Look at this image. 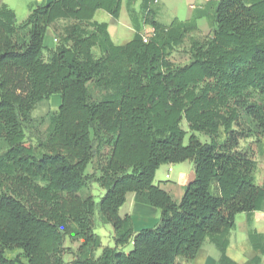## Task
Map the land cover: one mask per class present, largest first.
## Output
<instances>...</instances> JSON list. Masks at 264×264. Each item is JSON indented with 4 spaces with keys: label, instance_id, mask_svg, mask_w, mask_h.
Listing matches in <instances>:
<instances>
[{
    "label": "trees",
    "instance_id": "obj_1",
    "mask_svg": "<svg viewBox=\"0 0 264 264\" xmlns=\"http://www.w3.org/2000/svg\"><path fill=\"white\" fill-rule=\"evenodd\" d=\"M135 1L52 0L22 23L0 7V264H186L207 241L218 264H237L226 254L236 215L264 216V185L239 148L264 141V0H209L202 15L169 25L156 21V0H139L137 12ZM123 3L134 35L115 45L94 15L118 20ZM200 17L210 38L191 41L187 63L173 64L168 56ZM52 96L56 110L35 119ZM184 162L194 178L176 202L154 177ZM128 194L159 211L154 227L134 232L119 215ZM96 209L113 248L94 233ZM248 240L246 264H259L263 235Z\"/></svg>",
    "mask_w": 264,
    "mask_h": 264
},
{
    "label": "rangeland",
    "instance_id": "obj_2",
    "mask_svg": "<svg viewBox=\"0 0 264 264\" xmlns=\"http://www.w3.org/2000/svg\"><path fill=\"white\" fill-rule=\"evenodd\" d=\"M35 0H3V2L14 11L16 15V21L17 23H22L25 21L27 16L29 15V4ZM139 0L135 1V4L133 5L134 10L137 12L139 10ZM194 5L196 7H200V5L203 4L202 0H160L159 4L154 5V10L156 13V21L163 25H169L174 19L178 21H186L188 18H190V10L189 5ZM94 20L100 23H109V15H107L103 11H97ZM117 27L120 29H123V23L127 22L126 12L124 9H122L121 16L119 17ZM208 18L207 17H200L196 20L197 24V30L193 31L189 34H187L181 45L178 47H175L174 50L170 53L168 56V60L172 62L175 65H183L187 63L189 59V48L190 43L193 40H197L200 42H203L206 39H209L211 36V26L208 24ZM133 30L129 29V32L127 35H124V37L118 39L116 42L119 44H124L131 40L130 36L132 35ZM143 35L152 34V31L148 27H143L142 29ZM54 38L52 31L50 29L47 30L44 37V46L46 48H53L54 47ZM58 97L52 96L51 100L48 103L42 104L37 107V109L33 112V117L35 119L44 117L48 112L56 110V106L58 103ZM44 124L41 126V129H43ZM181 128L184 130L187 135L184 138V144L187 143L188 137L190 136V133H188L187 126L185 122L183 121L181 123ZM198 140L201 143L208 142V139L199 133L194 134ZM222 140V138L220 139ZM239 148L240 149H247V153L249 157L254 161L255 169H254V180L257 185H264V141L263 140H256L254 138H249L246 140H242L239 142ZM165 166V165H164ZM169 169L171 170L169 172ZM193 166L190 162H184L177 165H166L165 167H162L158 173L155 176V183L160 184V186L166 185L167 183H173L174 186L179 185L180 176L185 177V179H188V177L192 174ZM91 172V170H88V173ZM181 173V175L179 174ZM168 174V177L165 176ZM180 175V176H179ZM176 184V185H175ZM180 195H182L183 190H179ZM92 195L95 202L99 201V198L103 195V192L97 187L92 186ZM176 195V194H174ZM130 196V195H129ZM130 198V197H129ZM128 198V199H129ZM125 209L120 211V214L122 215ZM246 214L241 213L236 215L235 217V227L231 231L232 240L235 238L236 240V250L229 251L228 255H231L234 261L236 262H242L244 260H247L250 258L251 254L250 245L247 241V231H248V225L246 224ZM95 228L94 233L100 238L102 248L104 247H110L113 248V241H112V228L109 225H103L99 222L97 217V209L95 212ZM154 224H150V222L147 224L148 228H152ZM253 228L255 229H261L263 225L261 222H258L256 219L253 223ZM136 228V226H135ZM138 229V228H136ZM147 229V228H145ZM65 246H70L73 250H76L79 246V243H73L72 245L65 244ZM101 249L97 250L95 253V256L98 257L101 254ZM131 250V244L129 243L125 247L121 248V251L124 253H128ZM17 252H7L6 256L8 258H13ZM218 257L219 252L217 248L212 245L210 242H205L203 244V247L199 253V255L194 259L193 261H190L186 264H203L204 260L213 261V264H218ZM71 259L70 255L65 256V260L69 261ZM178 261H181L180 259Z\"/></svg>",
    "mask_w": 264,
    "mask_h": 264
},
{
    "label": "crops",
    "instance_id": "obj_3",
    "mask_svg": "<svg viewBox=\"0 0 264 264\" xmlns=\"http://www.w3.org/2000/svg\"><path fill=\"white\" fill-rule=\"evenodd\" d=\"M52 0H35L33 2H31L29 4V13H30V10L33 8V6L35 4H39V3H49L51 2ZM209 1V0H208ZM210 1H217V0H210ZM203 4L200 5V7H196L194 5H189V12H190V18H188L187 20L189 19H192L195 15H202V12L204 11V8H205V5L207 4V1L205 0H202ZM160 3V0H156V4H159ZM2 5H6L3 0H0V7ZM7 6V5H6ZM154 7V6H153ZM122 9L125 10L126 12V17H127V22H124L123 23V29H120L117 27V24H118V20H114L112 19L111 17L110 20H109V23H106L108 25V34L110 36V39L112 40V42L115 44V45H121L119 43H117L116 41L122 37H124V35H127V33L129 32V29H132L133 30V33L132 35L130 36V38L132 39L133 38V35H134V29L130 23V19L128 17V13H127V10H126V6H125V3L122 4V7H121V11H120V15L119 17L121 16V13H122ZM154 9V8H153ZM95 16V15H94ZM97 22V21H96ZM100 23V22H98ZM47 32V31H46ZM54 38V37H53ZM116 40V41H115ZM129 42V41H128ZM127 43V42H126ZM124 43V44H126ZM55 44V43H54ZM122 44V45H124ZM58 101V100H57ZM166 166V165H165ZM165 166H161L155 173V176L156 174L158 173V171L162 168V167H165ZM88 170H91L90 168H88ZM87 170V172H88ZM90 173V172H89ZM181 175V173H179ZM179 175V176H180ZM194 178V174H193V171H192V174L188 177V179H185V177H182L180 176V181H179V185L178 186H174V184L172 183H167L166 185H163V186H160V184H157L155 183V177H154V185H157L159 186L162 190H164L166 193H168L172 199L176 202H178L182 195H180L179 193V190H184V187L190 182L192 181V179ZM176 185V184H175ZM176 194V195H174ZM130 195V196H129ZM130 197V198H129ZM129 198V199H128ZM127 206L126 210L124 211V213L121 215L120 214V211L125 209V207ZM119 215L121 217L125 216V215H128L131 217L132 219V227H133V230L134 232H137L141 229H145V228H148L147 224L150 222V224H154L153 227L157 224L158 222V219H159V211L155 208H152V207H149V206H146V205H143V204H139V203H136L134 201V195L133 194H128L126 195V201H125V204L120 208L119 210ZM247 215V214H246ZM255 219L258 221V222H261V224L263 225V227L261 229H255L253 228V223L255 221ZM246 224L249 226L248 227V231H247V241H248V244L250 245L249 243V240H248V234L255 230L258 234H262L263 235V238H264V216L262 213H259V212H255V213H252V214H249L246 216ZM138 228L136 229L135 228ZM232 231V230H231ZM231 231L228 235V240H229V244H228V248L226 250V254L227 256L233 260L231 255H228L229 254V251H233V250H236V240L235 238H233V242H231L232 240V235H231ZM203 247V246H202ZM201 247V249H202ZM200 249V251H201ZM250 250L249 251L250 253L248 254H251L250 255V258L253 256V252H252V248H251V245H250ZM200 253V252H199ZM198 253V255H199ZM232 253V252H231ZM197 255V256H198ZM219 258V257H218ZM250 258H248L247 260H244L242 262H236L237 264H246L248 262V260H250ZM214 262L211 261H208L207 260H204L203 261V264H213ZM259 264H264V255L260 256V262Z\"/></svg>",
    "mask_w": 264,
    "mask_h": 264
},
{
    "label": "built area",
    "instance_id": "obj_4",
    "mask_svg": "<svg viewBox=\"0 0 264 264\" xmlns=\"http://www.w3.org/2000/svg\"><path fill=\"white\" fill-rule=\"evenodd\" d=\"M205 1H208V0H205ZM143 42H147V37H144L143 38ZM171 170L169 169V172H170ZM166 178L168 177V174L165 176Z\"/></svg>",
    "mask_w": 264,
    "mask_h": 264
}]
</instances>
